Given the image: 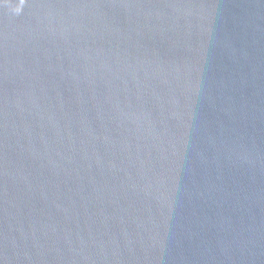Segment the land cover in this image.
<instances>
[{"label": "water", "instance_id": "95a60500", "mask_svg": "<svg viewBox=\"0 0 264 264\" xmlns=\"http://www.w3.org/2000/svg\"><path fill=\"white\" fill-rule=\"evenodd\" d=\"M0 264H264V0H0Z\"/></svg>", "mask_w": 264, "mask_h": 264}]
</instances>
